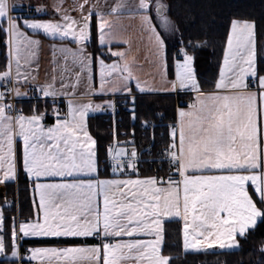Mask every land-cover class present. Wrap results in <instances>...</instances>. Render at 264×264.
Listing matches in <instances>:
<instances>
[{"label":"snow or ice","instance_id":"obj_1","mask_svg":"<svg viewBox=\"0 0 264 264\" xmlns=\"http://www.w3.org/2000/svg\"><path fill=\"white\" fill-rule=\"evenodd\" d=\"M61 8L54 5L52 19H42L48 13L41 8L22 18L11 15L17 6L0 0V35L6 37V61L0 65V186L18 184L23 175L32 203L29 215L20 219L21 213L11 212L7 193L0 194V264H172L173 257L162 248L165 221L181 223L185 253L238 250L264 222V40L258 31L264 15L259 20L252 15L228 18L219 75L205 93L195 61L197 50L209 41L185 38L165 0H138L132 8L121 2L109 12L84 0L73 8L79 18ZM126 8L139 17L149 62L161 77L159 88L141 82L129 50L109 47V58L115 60L105 61V46L128 43L107 19ZM93 21L99 56L88 52ZM177 34L172 45L175 78L169 80L166 37ZM42 39L52 41L54 57L59 53L64 64L40 84L34 83L32 70ZM85 81L88 102L77 103ZM158 91L195 93L187 107H177L176 122L168 126L170 139L159 161L168 165L165 175H159L161 168L141 176L139 165L147 162L142 157L152 153L138 151L134 125L132 139L121 141L114 120L106 154L115 178H94L99 155L89 133V114L115 113L116 100L122 98L135 122L136 93ZM96 97L103 103H93ZM22 103L30 105L28 112L17 107ZM150 126L157 127L142 122L144 131ZM30 238H95L99 243L24 250L22 242ZM259 251L264 255V245Z\"/></svg>","mask_w":264,"mask_h":264},{"label":"trees","instance_id":"obj_2","mask_svg":"<svg viewBox=\"0 0 264 264\" xmlns=\"http://www.w3.org/2000/svg\"><path fill=\"white\" fill-rule=\"evenodd\" d=\"M171 5L170 18L177 21L181 30L188 36H199L207 39L209 46L198 49L196 56V69L200 83L204 91L212 90L215 78L219 75V63L222 60V48L224 40L225 22L233 15H252L258 20L264 15V3L262 0H165ZM261 40H264V23L259 25ZM6 37L0 35V65L6 61V45L3 41ZM179 40V34L174 37V42ZM173 43H168L169 78L173 77L174 62L172 59ZM97 43V31L93 21L92 39L88 46V52L99 56ZM112 50V49H111ZM105 61L111 62L109 48H104ZM184 95H137L136 110L138 119L133 122L125 106H120L117 113L121 128L136 127L146 119L148 122H158L162 117L165 123L175 122V112L181 106ZM125 104V103H124ZM28 112V103L18 104ZM130 107V105H129ZM51 122V118L47 123ZM108 124V123H107ZM101 112L88 118L89 133L97 142L99 161L107 157L106 149L111 142L108 128ZM160 130V128H159ZM158 133L159 131L156 130ZM166 134L163 144L169 140ZM7 193L9 202L15 201L18 193L17 207H12V213H21L20 219L27 217L32 210L31 190L27 181L20 176L19 183L11 184L8 188H2L1 194ZM165 241L162 246L165 255L173 257L172 264H264V255L259 249L264 245V222H258L257 227L251 232L246 241L241 242V247L232 252L208 251L198 253H185L182 248L180 228L181 224L175 221L164 222ZM23 243V249L36 247H59L77 244V241L69 240H27Z\"/></svg>","mask_w":264,"mask_h":264},{"label":"crops","instance_id":"obj_3","mask_svg":"<svg viewBox=\"0 0 264 264\" xmlns=\"http://www.w3.org/2000/svg\"><path fill=\"white\" fill-rule=\"evenodd\" d=\"M10 5L20 6V5H31V6H37L38 8L43 9V12L48 13V15H42V19H52L54 14V5L61 4L62 11H66L69 15L79 18V13L76 11H73V8L78 3H84V0H8ZM125 3L128 8H132L138 0H89L90 4H96L98 10L103 12H109L113 6H115L118 3ZM17 16V15H14ZM23 18V17H22ZM107 19L111 21L115 26L116 29L120 32L121 36L128 41L127 44L118 45L116 43L111 44L110 47L111 51H125L129 50L130 55L129 59L135 58V66L137 69V75L139 76L141 82H147L148 85H150L153 88H159L161 86V77L157 74V70L155 67H153V64L149 61L151 60L150 53L148 51V42L146 36H144L140 29L139 24V17H134L126 8L124 12L119 16H108ZM166 39L168 40V43H174V37L167 36ZM97 43L99 45V37L97 34ZM100 46V45H99ZM130 46V47H129ZM69 47H73L72 45H69ZM60 54L57 53L54 57L53 51H52V41L51 40H45L42 39L41 41V47L38 53V63H34L33 66V75L37 76L36 81L34 83H44L47 79L51 77L53 74V68L56 67L57 71L63 66L64 61L59 58ZM147 57V59H146ZM54 60L56 63L54 64ZM106 62L107 64L113 63ZM71 63V58H69V64ZM99 73H100V65L96 64L93 66V75L95 82L98 85L99 82ZM175 78V68L173 72V77L169 78V80ZM86 81L85 83L81 84L77 91V103H87L88 98L84 95V92L86 91ZM133 88H135V82L132 84ZM21 90V89H20ZM211 90L204 91L205 93L210 92ZM21 92H25L22 91ZM140 94V93H136ZM176 93H164V92H147L142 95H175ZM184 94H193V97L195 96V93L188 92V93H181V95ZM61 100H63V97H61ZM95 104H102L103 101L96 97L92 101ZM60 106L64 108V103H61ZM187 107V106H183ZM177 110V109H176ZM99 114L97 113H90L89 117L95 116ZM88 117V118H89ZM177 119V112H175V122ZM51 123V122H50ZM170 138V137H169ZM23 176V175H22ZM94 178L98 177L101 180H107V179H113L114 176H108L104 173H101L99 171V168L96 173L93 174ZM148 176V175H141ZM23 178L26 180V178L23 176ZM13 182L12 184H14ZM3 186H0V194L2 192ZM101 208H102V201H101ZM167 222V221H165ZM181 224V223H180ZM49 239H57V238H30L27 240H49ZM57 240H69V241H77L78 243L67 245V246H59V247H47V248H64V247H70V246H92L99 243L98 240L95 238H87L85 239H79V240H73V239H64L60 238ZM23 241V242H25ZM183 248V246H182ZM29 249L25 248L24 250ZM208 251H220L218 249H207L206 251L201 252H208ZM188 253H197V252H188ZM81 264H87L86 261H82Z\"/></svg>","mask_w":264,"mask_h":264},{"label":"built area","instance_id":"obj_4","mask_svg":"<svg viewBox=\"0 0 264 264\" xmlns=\"http://www.w3.org/2000/svg\"><path fill=\"white\" fill-rule=\"evenodd\" d=\"M21 6V5H20ZM23 8L18 6L16 11L11 12V15H17L20 17H27L30 14H35L37 6H31L24 4L22 5ZM29 6H31V13L29 10ZM22 91H28V96H32V92L28 88H21ZM177 96V94H175ZM193 101V97L191 95H188L185 97V99L181 102V105L187 106L189 103ZM124 100L122 98L116 100V110L115 113H113L110 110H104L101 111V114L103 116L104 122L107 124L106 127L108 128V134L111 138L110 144L113 143V121L116 122V128L119 132V139L121 141L125 140H131L132 139V133H133V126H130L128 129L121 128L119 124V119L117 117V113L120 109V106H124ZM18 107V104H17ZM61 107V106H60ZM19 108V107H18ZM62 108V107H61ZM175 122L171 123H165L162 121V117L159 118L158 122H149L150 125H156L155 129L153 127H149L147 131H144L142 128V124L135 127V144L140 152H147L151 151L152 155L148 156L145 155L142 157L144 161H147L146 163H141L139 165V170L141 175H155L157 174V170H162L159 172V175L163 176L167 172L168 165L165 163L163 166L160 164V154L163 152L165 145L163 144V141L165 140L166 134H168V126L174 124ZM160 128V130H159ZM156 130L159 132L157 133ZM125 132H127V135H125ZM153 136L155 137L153 141ZM109 144V145H110ZM108 145V146H109ZM155 161V163H153ZM99 171L101 173H104L108 176H113L111 167L108 162V158L101 159L99 161ZM13 203L14 207H17V201L15 200Z\"/></svg>","mask_w":264,"mask_h":264}]
</instances>
